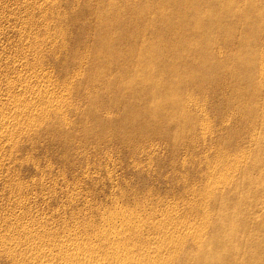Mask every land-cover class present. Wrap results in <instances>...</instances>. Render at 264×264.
<instances>
[{"label": "rangeland", "instance_id": "rangeland-1", "mask_svg": "<svg viewBox=\"0 0 264 264\" xmlns=\"http://www.w3.org/2000/svg\"><path fill=\"white\" fill-rule=\"evenodd\" d=\"M64 1L53 0V3L52 0H34V4L32 0H0V101L4 102L0 106V116H3L0 121L2 127L5 123L8 127H0V264H36L37 261L39 264L41 261V264H48L52 258L56 259L53 260L55 264H67L68 261L78 264L91 255L98 256L92 258L104 262L99 261V264H115L118 259L104 253L108 245L137 252L144 249L146 256L154 255L152 259L161 254V258L169 259L166 255L172 252V243L169 245L171 239L178 240L182 237L179 234L186 233L187 230L198 231L202 239H189L186 245L183 243V247L177 250V256L173 254L174 264H185L184 255L186 252L192 255V249L197 244L215 249V241L219 237H229L232 229L236 234L243 232L246 235L248 249L246 247L245 251L248 255L257 250L259 253L263 252L264 85L257 87L255 82H249L245 88L246 95L237 94L235 89L241 86L235 77L240 72V66L233 58L238 55V46L247 44L254 55L264 49V26L257 42L251 38L246 26L250 21L246 19L245 11L250 2L237 0L236 12L218 22L226 28L236 24L233 26L232 36L226 37L224 29L219 28V35L212 49L198 51V55L197 51L190 53V46L184 47V56L195 57L186 70L189 75H194V79L183 82L176 80L172 89L180 104L175 110L169 107L161 110L162 104H167L165 101L161 102L158 94L160 90L155 88L159 84L157 71L165 69L173 72L178 69H175L174 61L169 57L163 63L157 62L153 66L150 64L149 69H144L142 65L145 66L146 60L144 62L139 58L147 53L152 59L157 58L159 53L152 49L154 46L168 43L180 36L163 34L161 25L153 24V14L140 17L130 11L123 13L122 1L125 0H105L116 2L117 5L108 13L95 10L96 13L91 14L92 16L87 13V9L82 8L95 6L101 0ZM137 1L146 3L151 9L163 7L167 14H172L181 3L180 0H166L165 5L161 0ZM201 2L209 5L212 0ZM39 6L45 8L44 14ZM73 9L75 13L72 12ZM180 11L187 13L191 10L182 7ZM101 16L107 21L123 17L128 23L126 31H114L116 34H126L120 39L122 42L119 44V53L115 51L117 48L110 50L106 47L98 49L100 54L99 51H94L97 45L95 21ZM61 26L65 28H59ZM180 27L183 29L185 25L175 24L176 29ZM75 36L78 37L77 40ZM196 41L198 45L201 44L199 38ZM37 44L46 52L41 49L38 51ZM87 44L90 45L89 48L85 47ZM198 45L192 46L195 47L192 49L200 47ZM81 57L85 61L80 66L81 69L83 67L82 70L75 64ZM111 57L116 59L110 66L112 73L108 71L104 75V59ZM203 57L206 62L202 61ZM134 64H138L135 69ZM136 69L138 70L134 73ZM76 70H80V76L71 79L75 72H79ZM40 71L51 77L53 85L46 80V83L36 82L38 86L36 85L37 80L34 78L41 74ZM35 73L34 77L32 74ZM12 74H19L23 78ZM126 77L132 78L126 82ZM75 79H79L76 84ZM68 81L75 86L69 85ZM62 82L63 85L67 83L65 90L68 86L73 88L59 93ZM43 84H50L46 86L50 91L41 86ZM29 86L36 89L28 90ZM40 87L49 91L48 98L53 104L48 108L57 104L56 100L66 101L62 108L65 110L63 115L54 114L53 118L49 113V117L53 119L48 115H41L46 107L39 104V97L36 95L39 92L37 89L41 90ZM144 87L147 93H152V99L140 95ZM52 93L55 96H51ZM30 94L34 95L28 97V102L24 105L30 103L28 105L32 107L31 110L35 106L39 109L35 108L36 112L35 109L30 111L27 105L21 108L22 111L27 109L23 113L13 111L17 109L12 106V100ZM29 98L31 101L33 98L34 102H29ZM33 103L39 105L33 107ZM9 107L12 111H9ZM6 108L9 109L5 110ZM1 109L6 114L9 113V116ZM37 118H43L44 122L37 121ZM12 122L16 123L13 125ZM214 181H218V184ZM207 189L212 194H208ZM201 203L208 209L204 208L203 211V208H199ZM191 210L194 212L191 213ZM113 219L117 223L110 225ZM167 223L170 224L168 229H157ZM204 226L209 228L205 230ZM25 228L32 230L26 231ZM35 230V234L43 238H36L33 234ZM29 235H32L33 240ZM9 237L11 243L14 241L12 244L6 239ZM110 238L118 241L112 243ZM38 239L41 242L36 243ZM2 242L10 246L1 247ZM72 243L89 251L94 246L98 250H92L94 254L90 251L86 258L66 256V247ZM161 243L171 247L168 249ZM234 244L236 248H241L237 240H234ZM42 246H52L50 258L48 255L41 256L42 259L45 257L43 260L39 256L36 259L34 251L36 247ZM27 248L33 250V255L30 251L25 254ZM34 255L32 259L27 257ZM193 255L194 258L197 257L196 254ZM64 257L73 260H65ZM156 258L154 261L158 262ZM216 263L228 264L224 255ZM243 263L255 264L248 257Z\"/></svg>", "mask_w": 264, "mask_h": 264}, {"label": "bare ground", "instance_id": "bare-ground-1", "mask_svg": "<svg viewBox=\"0 0 264 264\" xmlns=\"http://www.w3.org/2000/svg\"><path fill=\"white\" fill-rule=\"evenodd\" d=\"M33 1V3L35 4V2H34V0H32ZM56 1H59V0H55V2ZM61 1V0H60ZM66 1V0H65ZM64 1V2H65ZM70 0H68V2H69ZM87 1V0H86ZM249 2H250V4L248 5V8H247V10L245 11V15L247 16H244V17H246V19L247 20H249L250 22H248L249 24H246V26H247V29L249 30V33H250V36H251V38L254 40V42H257L258 40H259V38H260V36H261V34L263 33V26H264V0H248ZM52 2H53V0H52ZM88 2H90V0L88 1ZM88 2H87V4H88ZM96 2V1H95ZM180 4H178L177 5V10H175V11H173V13L172 14H167L166 13V11L163 9V7H154L153 9H151V7H149L146 3L145 4H142L141 2H138L137 0H125L124 2L122 1V3H123V8H122V10H123V13H127V12H131L132 14H136V15H138V16H140V17H144V16H147V15H151V14H153V24H160L161 25V28H162V31H163V34H165L166 33V35H169V34H171V35H179L180 37H178L177 39H175V40H171L170 42H168V43H165V44H157L156 46H154L152 49H154L157 53H159L158 54V57L157 58H153L152 59V56H150L148 53H147V55H141L140 57L141 58H139L138 57V54H136V57H138L139 59H143V61L145 62V60H146V62H145V66H143L142 65V68H144V69H149L151 66H150V64H152V66H153V64L154 63H157V62H159V63H163L165 60H167L168 59V57L170 58V60H173L174 61V63L173 64H175V69H178V70H180L179 72H177L178 70H176V71H173V72H168L167 70H163V69H161V70H159V71H157V75H158V77H159V84L157 85V86H155V88L156 89H159L160 91H159V95L161 96L160 97V99H161V102H163V101H165V103L167 104V105H163L162 104V107H161V110H163L164 108H166V107H169L170 109H172V110H175V109H177V105L178 104H180V100L176 97V93H175V91L172 89L173 88V84L174 83H176V80H178V81H188V80H193L194 79V75H189L187 72H186V70H187V68L189 67V65H190V63L195 59V57H191V56H184V47H187V46H190L191 48L189 49V51H190V53H192V52H196L197 51V53H196V55H198L199 54V52L198 51H210L211 49H212V46H213V43L215 42V40L217 39V37H218V33H219V28H223L224 30H223V34L225 33V36L226 37H228V36H232V32H233V26L234 25H236V24H233L230 28H226V27H222V25L221 24H219L218 22H220L221 21V19H223V18H227V16H229V15H231V14H233L234 12H236V9L235 8H237V4H238V2H237V0H212V2H209V5H207V4H205V5H203L202 4V2H201V0H180ZM199 2H201V3H199ZM27 3V2H26ZM54 3V2H53ZM70 3H72V2H70ZM92 3V2H91ZM161 3L162 4H166V0H161ZM58 4V3H57ZM57 4H55V6L57 5ZM32 5V4H31ZM67 5V4H66ZM115 5H117V3L115 2V3H111V2H109V1H105V0H101L99 3H96V5L94 6V5H88V6H86V8H82L83 10L84 9H87L86 11H87V13L89 14V15H93L94 13H96V12H94L95 10H97V11H103V12H106V13H108L109 11H111V10H113L114 9V7H115ZM34 6V5H33ZM32 6V7H33ZM51 6H53V5H51ZM50 6V7H51ZM74 6V5H73ZM83 6H84V3H83ZM162 6V5H161ZM40 7V6H39ZM54 7V6H53ZM69 7H71V5L69 6ZM182 7H185V10H191V11H189V12H187V13H182L180 10H181V8ZM30 8V7H29ZM34 8V7H33ZM188 8V9H187ZM39 9V8H38ZM42 9V10H41ZM59 9V8H58ZM82 9L80 10V12L82 11ZM44 10H45V8H41L40 7V11L41 12H43V14H44ZM56 10V9H55ZM71 10L72 9H70V12H71ZM74 10L75 9H73V13H75L74 12ZM39 11V12H40ZM100 11V12H101ZM79 12V11H78ZM99 12V13H100ZM50 13V12H49ZM83 13H84V11H83ZM82 13V14H83ZM59 14V13H58ZM80 14V13H79ZM86 14V13H85ZM85 14H84V16H85ZM98 14V13H97ZM73 15V14H72ZM77 14H75V17H77L76 16ZM89 15H88V17H89ZM91 15V16H92ZM95 15V14H94ZM251 15H252V17H251ZM45 16V15H44ZM48 16V15H47ZM58 15H56V17H57ZM60 16V15H59ZM58 16V17H59ZM79 16V15H78ZM125 16V15H124ZM82 17V16H81ZM82 19H83V17H82ZM45 20V19H44ZM43 20V21H44ZM58 20H60V19H58ZM62 20V19H61ZM71 20V19H70ZM73 20V19H72ZM74 20H75V18H74ZM79 21L81 20V19H78ZM84 20H86L85 18H84ZM77 21V20H76ZM68 22H71V21H69L68 20ZM96 22V26H95V34H96V37H97V39H96V46H95V48H94V51L95 52H98L99 51V53L98 54H100V50H98L99 48H104V47H106V48H109L110 50H112V49H116L117 48V50H115L116 52H118L119 53V50L121 49V47L119 46V44L122 42V41H120V39L122 38V37H125L126 36V34H123V33H119V34H116L114 31L115 30H118L119 32H123V31H126V27H127V21H126V19L125 18H123V17H119L117 20L116 19H112V20H109V21H107L106 19H104V17H100V18H98L97 19V21H95ZM45 23V22H44ZM46 23H48V19L46 20ZM55 23V22H54ZM65 23H67V22H65ZM177 23H181L182 25H185V27L183 28V29H181V27L180 28H178V29H176L175 28V24H177ZM28 24V23H27ZM68 24V23H67ZM70 24H72V23H70ZM70 24L68 25L69 27H70ZM73 24H74V22H73ZM64 25V24H63ZM44 26V25H43ZM74 26H75V24H74ZM30 27V26H29ZM51 27V26H50ZM53 27V26H52ZM55 27V26H54ZM72 27V26H71ZM76 27V26H75ZM83 27V26H82ZM28 28V27H27ZM58 28V27H57ZM59 28H62V26L61 27H59ZM65 28V27H64ZM64 28H62V29H64ZM87 28V27H86ZM94 28V27H93ZM32 29V28H31ZM34 30V29H33ZM52 30V29H51ZM54 30V29H53ZM66 30V29H65ZM64 30V31H65ZM89 30V29H88ZM92 30V29H91ZM226 30V31H225ZM25 31V30H24ZM93 31V30H92ZM92 31H91V33H92ZM62 32H63V30H62ZM26 33V32H25ZM47 33H48V31H47ZM56 33H58V29H57V32ZM60 33H61V30H60ZM59 33V34H60ZM66 33V32H65ZM46 34V33H45ZM63 34V33H62ZM86 34V33H85ZM85 34H84V36H85ZM77 35V34H76ZM22 36H23V33H22ZM22 36H21V40H22ZM55 36H57V35H55ZM78 36H79V34H78ZM89 36H91L90 34H89ZM61 37V39H62V36H60ZM59 37V38H60ZM64 37V36H63ZM76 37V36H75ZM27 38V37H26ZM77 38L78 37H76V40H77ZM89 38V37H88ZM200 39L201 40V44H199L198 45V41H196L197 39ZM31 39V38H30ZM44 39V38H43ZM92 39V38H91ZM23 40H25V38H23ZM63 40V39H62ZM65 40H66V38H65ZM88 40H90V39H88ZM38 41V40H37ZM57 41V40H56ZM80 41V40H79ZM75 42V41H74ZM76 42H78V41H76ZM75 42V43H76ZM81 42H82V40H81ZM85 42V41H84ZM91 42V41H90ZM45 43V42H44ZM89 43V42H88ZM36 44V43H35ZM35 44H33V45H35ZM63 44V43H62ZM77 44H79V43H77ZM32 45V46H33ZM38 45V44H37ZM200 46V47H198V48H196V49H192V48H195L196 46ZM82 46V45H81ZM80 46V47H81ZM85 46V45H84ZM83 46V47H84ZM90 46V45H89ZM89 46H88V44H87V46H85V47H88L89 48ZM192 46H195V47H192ZM35 47L37 48V46L35 45ZM34 47V48H35ZM38 47H39V45H38ZM41 47V46H40ZM39 47V50L38 51H40V48ZM57 47V46H56ZM80 47H78V48H80ZM59 48H60V46H59ZM238 49V55L237 56H235L234 55V60H236V62L238 63V65L240 66V72L238 73V75H236V77H235V79H236V81L238 80L239 81V85L241 86L240 88H238V89H235V92L237 93V94H240L241 96H245L246 95V93H247V90L245 89L246 87H247V85L249 84V82H255V85H257V87H260V86H263L264 85V49L262 50V49H260V52H259V54L258 55H254L253 53H252V51L249 49V47H248V45L246 44V46L245 45H243V46H238L237 47ZM25 49V48H24ZM56 49V48H55ZM82 49H84V48H82ZM91 49H93V48H91ZM187 48H185V50H186ZM35 50V49H34ZM37 50V49H36ZM41 50H43V49H41ZM60 50V51H59ZM66 50V49H65ZM68 50V49H67ZM73 50V49H72ZM80 50V49H79ZM79 50H78V52H79ZM25 51H26V49H25ZM55 51V50H54ZM58 52H61V49H58L57 50ZM63 51V50H62ZM43 52H44V50H43ZM46 52V51H45ZM44 52V53H45ZM72 52V51H71ZM73 52H74V50H73ZM77 52V53H78ZM221 52V51H220ZM24 53V52H23ZM39 53V52H38ZM52 53H54V52H52ZM57 53V52H56ZM117 53V54H118ZM71 54V53H70ZM72 54H75V53H72ZM165 55H169V56H165ZM41 56V55H40ZM116 56V55H115ZM74 57V56H73ZM72 57V58H73ZM77 57V56H76ZM42 58V57H41ZM78 58V57H77ZM90 58V57H89ZM119 58V57H118ZM73 60V59H72ZM76 60H78V59H76ZM75 60V61H76ZM88 60V59H87ZM115 58L114 57H111V58H108V59H104V65H106V66H104L105 68H102V67H100V69L102 68V72L104 73V75H105V73L106 72H110V73H112L111 71H110V66H112L114 63H115ZM33 61V60H32ZM67 61H69V60H67ZM202 61L203 62H206V58L205 57H203V59H202ZM34 62V61H33ZM35 62H37V61H35ZM82 62H85L84 61V59L81 57L75 64H76V66L77 65H79V66H77V67H79L80 69H81V65H82ZM29 63V62H28ZM27 63V64H28ZM74 63V62H73ZM20 64V63H19ZM31 64V63H30ZM36 64V63H35ZM70 64V63H69ZM69 64H67L68 66H70ZM64 65H65V63H64ZM85 65V64H84ZM27 66V65H26ZM35 66V65H34ZM83 66V65H82ZM102 66V65H101ZM140 66V65H139ZM28 67V66H27ZM31 68H32V66H30ZM39 67L41 68V66L39 65ZM38 67V68H39ZM134 69L136 68V67H138V64H134ZM35 68H36V66H35ZM35 68L33 67V69H34V71H35ZM39 68V69H40ZM68 68V67H67ZM71 68V67H70ZM76 68V67H75ZM87 68V67H86ZM86 68H84V69H86ZM28 69H29V67H28ZM38 69V70H39ZM82 69H83V67H82ZM81 69V70H82ZM19 70V69H18ZM41 70V69H40ZM137 70L138 69H136L135 71H134V73H136L137 72ZM153 70V69H152ZM14 71H16V70H14ZM14 71H12V72H14ZM76 71H79V72H75V74H73V76H71L70 78L72 79H74V78H78L79 76H80V70H76ZM86 71V70H85ZM36 72H39V71H36ZM71 72H73V71H71ZM40 73H41V71H40ZM74 73V72H73ZM82 73H83V71H82ZM7 74H9V73H6V75ZM37 73H35V74H32L34 77H35V75H36ZM89 74V73H88ZM11 75V74H10ZM12 75H14V76H16L15 74H12ZM19 76V74L17 75V77ZM83 76H85L84 75V73H83ZM19 77H21V78H23L22 76H19ZM56 77V76H55ZM131 78L132 77H126V82L127 81H130L131 80ZM35 80H37V81H35V83L36 82H42V81H44V80H46L47 81V83H50V84H52L53 85V82H52V80H51V77L49 76V75H46V73H41V74H37V76L34 78ZM67 79V78H66ZM71 79H70V81H71ZM23 80V79H22ZM25 80V79H24ZM31 80L33 81V79L31 78ZM41 80V81H40ZM65 80V79H64ZM76 80H79V79H75V81ZM83 80V79H82ZM31 81V82H32ZM60 81V80H59ZM67 81V80H66ZM96 81V80H95ZM237 81V82H238ZM6 82V83H5ZM4 83L5 84H7V81H5ZM15 82H17V81H15ZM19 82H21V81H19ZM45 82V81H44ZM69 82V81H68ZM74 82V81H73ZM80 83L82 82V81H79ZM35 83H34V85H35ZM46 83V82H45ZM66 83V82H65ZM77 83V81L74 83V84H76ZM97 83H98V81H97ZM9 84V83H8ZM31 84V83H30ZM41 84V83H40ZM49 84V85H50ZM62 85H61V89L59 90L60 92L59 93H63L64 92V90H65V86H67L66 84L65 85H63V82L61 83ZM72 83H70L69 82V85H71ZM11 85H12V83H11ZM17 85H19L18 83H17ZM24 85H26V84H24ZM29 85V84H28ZM27 85V86H28ZM33 85V84H32ZM36 85H37V83H36ZM48 84H46V86H47ZM48 85V86H49ZM73 85V84H72ZM71 85V86H72ZM78 85V84H77ZM15 86H16V84H15ZM23 86V85H22ZM38 86V85H37ZM41 86H45V84H43V85H41ZM45 86V87H46ZM57 85H55V87H56ZM60 86V85H59ZM73 86H75V85H73ZM12 87V86H11ZM14 87V86H13ZM19 87V86H18ZM24 87V86H23ZM33 87V86H32ZM36 87V86H35ZM76 87H78V86H76ZM83 87H86L85 85L83 86ZM96 87H99V86H96ZM17 88V87H16ZM21 88V87H20ZM19 88V89H20ZM28 88H31L30 86L29 87H27V89ZM44 88V87H43ZM47 88V87H46ZM49 88V87H48ZM47 88V89H48ZM52 89H53V87H51ZM57 89H58V87H56ZM71 88H73V87H70L69 88V86L67 87V89L66 90H70ZM75 88V87H74ZM90 88V87H89ZM9 89V88H8ZM15 89V88H14ZM19 89H18V91H19ZM22 89H26V88H22ZM32 90L34 89V88H31ZM36 89V88H35ZM34 89V90H35ZM40 89H41V87H40ZM50 89V88H49ZM48 89V90H49ZM24 90L22 91V93L24 92ZM28 90H30V89H28ZM27 90V91H28ZM31 90V91H32ZM39 92H37V96L39 97L38 99H39V104H41L42 105V107L43 106H45L46 108H42L43 109V114H41L42 116H45V115H48V117L50 116V114H52L53 115V118H54V114L55 115H57L58 116V114H62V113H64V111H63V106H65L66 105V101L64 100H62L61 101V99L60 100H56L57 98L55 97V100L56 101H58L57 102V104H55L54 106H51V108H48L49 107V105H52L53 103H51L52 101H49V98H48V93H49V91L48 90H46L45 88L42 90V93L40 92L41 90H39V89H37ZM36 90V91H37ZM55 90V89H54ZM65 90V91H66ZM72 90H74V89H72ZM75 90H76V88H75ZM75 90H74V92H75ZM89 91H91L90 89H88ZM10 91V90H9ZM12 91V90H11ZM17 91V90H16ZM26 91V92H27ZM35 91V92H36ZM77 91H79L78 89H77ZM76 91V92H77ZM82 91V90H81ZM84 91V90H83ZM82 91V92H83ZM87 91V90H86ZM30 92V91H29ZM28 92V93H29ZM34 92V91H33ZM32 92V93H33ZM68 92V91H67ZM81 92V94H83ZM19 93V92H18ZM28 93H27V95H28ZM58 93V92H57ZM72 93V92H71ZM91 93V92H90ZM93 93V92H92ZM123 93H125V91H123ZM140 95L141 96H144V97H148L149 99H152L153 97H152V93H147V90L145 89V87L143 88V90H141L140 91ZM53 94V93H52ZM23 95V94H22ZM21 95V98L20 99H15V100H12L13 98H14V96L12 97V106L15 108V109H17V110H14L13 109V107H12V109H13V111H20L21 113H23V111L25 112V110H27V109H25V110H23L22 111V109L21 108H23V106L25 107V106H27L28 104H30V103H28L27 105H24L25 104V102L27 101V98L28 97H33V95H31L30 94V96H22ZM36 95L34 96V97H36ZM57 95V94H56ZM62 95V94H61ZM64 95V94H63ZM66 95H68V93H66ZM72 95V94H71ZM76 95H78L77 93H76ZM12 96V95H11ZM20 96V95H19ZM51 96H55L54 94L53 95H51ZM74 96V95H73ZM84 96V95H83ZM86 96V95H85ZM16 97V96H15ZM68 97H70V94H69V96ZM79 97H80V95H79ZM92 97V96H91ZM10 98V97H9ZM29 98V99H30ZM37 98V97H36ZM52 98V97H51ZM54 98V97H53ZM63 98V97H62ZM88 98V97H87ZM35 99V98H34ZM75 99V98H74ZM83 99V98H82ZM186 99V98H185ZM37 100V99H36ZM53 100V99H52ZM54 100V101H55ZM67 100V99H66ZM84 100V99H83ZM9 101H10V99H9ZM9 101H7V103L9 102ZM32 101L34 102V100H33V98H32ZM32 101H31V99L29 100V102H31L32 103ZM60 101V102H59ZM28 102V101H27ZM38 102V101H37ZM1 103H4V102H2V101H0V106H1ZM11 104V103H10ZM23 104V105H22ZM38 104V103H37ZM37 104H35V105H37ZM38 104V105H39ZM33 107L35 106L34 105V103L33 104H31ZM6 106H7V104H6ZM6 106H4V108L6 107ZM10 106V105H9ZM29 106V105H28ZM71 106V105H70ZM70 106H68L67 105V107H70ZM30 107V108H29ZM29 107H27V108H29L28 110H30V111H33L35 108H38V106H35L34 108H33V110H31V106H29ZM66 107V108H67ZM1 108V107H0ZM3 108V109H4ZM10 108V107H9ZM8 108V109H9ZM49 110H48V109ZM202 108V107H201ZM3 109H1V110H3ZM7 108L5 109V110H8ZM39 109V108H38ZM5 110H3V111H5ZM41 110V109H40ZM160 110V111H161ZM9 111H12L11 110V108H10V110ZM37 110L35 109V112H36ZM101 111V110H100ZM159 111V112H160ZM1 112V111H0ZM18 112H17V114H18ZM19 112V113H20ZM26 112H28V111H26ZM158 112V113H159ZM3 113V112H2ZM11 114H12V112H10ZM14 113V112H13ZM45 113V114H44ZM50 113V114H49ZM157 113V114H158ZM1 114V113H0ZM4 114V113H3ZM5 114H6V111H5ZM9 114V113H8ZM8 114H6V115H8ZM29 114V113H28ZM76 114H78L77 112H76ZM13 115H15V114H13ZM22 115H24V114H22ZM27 115V114H26ZM30 115V114H29ZM32 115V114H31ZM30 115V116H31ZM63 115V114H62ZM5 116V115H4ZM9 116V115H8ZM11 116V115H10ZM34 116V115H33ZM38 116V115H37ZM42 116H39V117H42ZM1 117V116H0ZM3 117V116H2ZM1 117V118H2ZM6 117V116H5ZM13 117L14 116H12V119H13ZM32 117V116H31ZM47 117V118H48ZM8 118V117H7ZM11 118V117H10ZM29 118V117H28ZM50 118V117H49ZM52 118V117H51ZM50 118V119H51ZM52 118V119H53ZM59 118V117H58ZM31 119V118H30ZM30 119H28L29 121H31ZM33 120H34V118H32ZM43 119V118H42ZM41 119V120H42ZM46 119V118H45ZM44 119V120H45ZM10 120V119H9ZM13 120H15V117H14V119ZM12 120V121H13ZM37 121H41L40 119L38 120V118L36 119ZM58 120V119H57ZM6 121H7V119H6ZM52 121V120H51ZM68 121V120H67ZM207 121V120H206ZM4 122V121H3ZM7 122H9V121H7ZM11 122V121H10ZM24 122V121H23ZM42 122H44L43 120L41 121V123ZM50 122V121H49ZM13 123V122H12ZM16 123V122H15ZM15 123H13V125L15 124ZM30 123V122H29ZM40 123V122H39ZM47 123V122H46ZM45 123V124H46ZM50 123H53V122H50ZM61 123V122H60ZM9 124V123H8ZM11 124V123H10ZM20 124V123H19ZM33 124V122H31V124L30 125H32ZM38 124V123H37ZM66 124V123H65ZM6 125V123L3 125V127ZM39 125V124H38ZM52 125V124H51ZM62 125V124H61ZM60 125V126H61ZM66 125H68V124H66ZM65 125V126H66ZM9 126H11V125H9ZM35 126V125H34ZM37 126V125H36ZM41 126V125H40ZM39 126V127H40ZM46 126H48V124L46 125ZM0 127H2L1 126V121H0ZM2 127V128H3ZM6 127V126H5ZM51 127V126H50ZM49 127V128H50ZM52 127H54V126H52ZM6 128H8V127H6ZM11 128H12V126H11ZM28 128H29V126H28ZM32 128V127H31ZM37 128V127H36ZM58 128V127H57ZM61 128V127H60ZM59 128V129H60ZM40 129V128H39ZM58 129V130H59ZM69 129V128H68ZM67 129V131H69ZM208 129V128H207ZM4 130V129H3ZM9 130V129H8ZM42 130H44V129H42ZM46 130V129H45ZM47 131V130H46ZM49 131V130H48ZM54 131L56 132V130L54 129ZM60 131V130H59ZM62 131V130H61ZM66 131V130H65ZM66 131V132H67ZM18 132V131H17ZM58 132V131H57ZM6 133H8V132H6ZM52 134L54 133V132H51ZM60 133V132H59ZM1 134V133H0ZM5 134V133H4ZM13 134V133H12ZM61 134V133H60ZM59 134V135H60ZM53 135H56L57 136V134H53ZM8 136V135H7ZM7 136H5V137H7ZM55 136V137H56ZM61 136V135H60ZM11 137V136H10ZM59 136H57V138H58ZM191 142V141H190ZM149 144V143H148ZM10 148V147H9ZM244 156V155H243ZM246 157V156H245ZM225 158V157H224ZM227 159V158H226ZM235 161V160H234ZM238 163L236 162V165H237ZM234 167V166H233ZM234 170V169H233ZM232 173V172H231ZM230 173V174H231ZM229 174V173H228ZM234 174V173H233ZM223 175V174H222ZM225 175V174H224ZM223 175V176H224ZM227 175V174H226ZM225 175V176H226ZM222 176V177H223ZM230 176V175H229ZM228 176V177H229ZM234 176V175H233ZM227 177V178H228ZM232 177V176H231ZM217 178H219V177H217ZM224 179H226V178H224ZM229 179V178H228ZM215 180H218V179H215ZM219 180H220V178H219ZM222 181V180H221ZM221 181H219V182H221ZM231 181V180H230ZM229 181V182H230ZM214 182H216V181H214ZM218 182V181H217ZM216 182V184H218ZM195 183V182H194ZM225 183H227V182H225ZM227 185H228V183H227ZM206 186V185H205ZM209 186H211V187H213L211 184L209 185ZM208 185H207V187H209ZM220 186V185H219ZM222 187V186H221ZM204 188V187H203ZM214 188V187H213ZM209 189V188H208ZM208 189H207V191L206 192H208ZM204 190H205V188H204ZM20 191V190H19ZM209 191H210V189H209ZM212 191V190H211ZM210 191V192H211ZM210 192H208V194L210 193ZM212 193H213V191H212ZM212 193H210V194H212ZM205 195V194H204ZM186 197V196H185ZM209 199V198H208ZM205 201L207 200V199H204ZM208 201V200H207ZM200 203V202H199ZM207 203L208 202H206L205 204L207 205ZM175 204V203H174ZM27 205V204H26ZM199 205V204H198ZM191 206V205H190ZM192 208H193V206H191ZM203 208V211H204V208H205V206H204V204H202L201 203V205L199 206V208ZM190 208V207H189ZM199 208H197V210L199 211ZM196 209V208H195ZM208 209V208H207ZM206 208H205V210H207ZM188 211V210H187ZM192 212H194V211H192L191 210V213ZM195 212H197V211H195ZM200 212V211H199ZM208 212V211H207ZM206 212V213H207ZM202 213V212H201ZM188 214H190L189 212H188ZM196 214H198V213H196ZM35 215V214H34ZM122 215H123V213H122ZM195 215V214H194ZM202 215H203V213H202ZM119 216V215H118ZM186 216V215H185ZM192 216V215H191ZM202 217V216H201ZM209 217V216H208ZM124 218H126V217H123V219ZM187 218V217H186ZM9 219V218H8ZM117 219V218H116ZM122 219V220H123ZM128 219V218H127ZM115 219H113V220H111V224L110 225H114L115 223H117V221H114ZM126 220V219H125ZM167 220V219H166ZM200 220H201V218H200ZM206 220V219H205ZM129 221V220H128ZM207 221H209V219L207 220ZM206 221V222H207ZM122 222V221H121ZM202 222V221H201ZM123 223V222H122ZM126 223V222H125ZM172 223V222H171ZM203 223V222H202ZM202 223L200 224V225H202ZM205 223V222H204ZM180 224V223H179ZM143 225V224H142ZM170 224L169 223H167V224H165V225H161V226H158L157 227V229H160V230H162L163 231V229H168ZM178 225V224H177ZM183 225V224H182ZM186 226H187V224H185ZM192 225V224H191ZM196 225V224H195ZM206 225H208V222L206 223ZM184 226V225H183ZM201 227V226H200ZM187 228V227H186ZM202 228V227H201ZM204 228H205V230H206V228H209L208 226L206 227V226H204ZM24 229H22V231H23ZM25 230H26V228H25ZM28 230V229H27ZM26 230V231H27ZM30 230V229H29ZM28 230V231H29ZM32 230V229H31ZM30 230V231H31ZM20 231V230H19ZM21 231V232H22ZM188 232H186V233H182V234H179V235H182V237H179L178 238V240H175L174 241V239H171V242H170V244L169 245H171V243H172V247L171 246H169V245H165L164 243H163V245H162V243H161V245L164 247V246H166V247H168V249L170 248V250L172 251V252H170L169 254L170 255H166V257L167 258H169V259H163V258H161V255L159 256V257H155L156 259H157V261L158 262H156V261H154V259H152L151 257L152 256H154V255H152L151 257L149 256H146V254H145V252H144V249H141V248H143V247H140V251H142V252H137V250H129V248L126 250V249H124V250H121L120 248H117V247H113L112 245H108V247H106V250H105V254H106V256H112V257H114L115 259H118V260H116V262H115V264H156V263H163V264H174V262H173V260H175V258H173L174 256H173V254H175L176 255V253H178L177 252V250H178V248L180 249V247L182 248L183 246H182V244L184 243L185 245H186V241H188L189 239H193V240H201L202 239V235L198 232V231H190V230H187ZM232 231V233H231V235H229V237H219L216 241H215V249H211L209 246H202V247H200L198 244L197 245H195L194 247H193V254H196V258H194V255L192 254L191 255V253H189V252H186V254H188V255H184V257L186 258L185 259V264H217L216 263V261H217V259L221 256V255H224V257H225V261L228 263V264H245V263H243V261H246V259H247V257H248V259H250V260H253L254 261V263L255 264H264V251L263 252H258V250H257V252L256 251H254L253 253H250V255H248V252H246L245 251V249H246V247H247V240H246V235L244 236V233L242 232L241 234H239L238 232V234H236V231L234 230V229H232L231 230ZM41 232V231H40ZM40 232H38V234L40 233ZM24 233V232H23ZM22 233V234H23ZM26 233H28L29 234V232H26ZM36 233V230L33 232V234H35ZM28 234H27V236L26 237H28ZM37 234V233H36ZM35 234V236H36V238L38 237L37 235ZM41 234V233H40ZM44 234V233H43ZM138 234H140V233H138ZM137 234V236H139L140 237V235H138ZM24 235V234H23ZM45 235V234H44ZM30 237L32 236V235H29ZM46 236V235H45ZM44 236V238H46ZM190 236V237H189ZM249 236V235H248ZM12 237V236H11ZM11 237H9V238H6V239H10ZM98 237V236H97ZM139 237H137V238H139ZM230 237H231V239H230ZM32 238V240H33V237H31ZM35 238V237H34ZM39 239H41V238H43L42 236H41V238H40V235H39V237H38ZM171 238V237H170ZM226 238H229V239H226ZM238 238H239V240H238ZM6 239H4V241L6 240ZM12 239H14V241L16 240L14 237H12ZM37 240V242L36 243H38V241H40V240ZM48 239V238H47ZM46 239V240H47ZM111 240H112V243H114V242H116V241H118V240H115V239H112V238H110ZM8 240H7V242H8ZM26 240V239H25ZM43 240V239H42ZM110 240V241H111ZM120 240V239H119ZM234 240H237V243H239V245L241 246V248H236V246H235V244H234ZM1 241H3V239H1ZM13 241V242H14ZM17 241V240H16ZM19 241V240H18ZM224 241H227V243H225ZM9 242L11 243V241L9 240ZM8 242V243H9ZM12 242V243H13ZM30 242V241H29ZM41 242V241H40ZM94 242V241H93ZM141 242V241H140ZM3 243V246H1V247H4L5 245V247H9L10 245H8L7 243L4 245V242H2ZM9 243V244H10ZM11 243V244H12ZM17 242H15V244H16ZM19 243V242H18ZM33 243H35V242H33ZM43 243V242H42ZM63 243V242H62ZM139 243V242H138ZM14 244V246H16ZM35 245V244H34ZM50 245V244H49ZM139 245V244H138ZM12 246L13 245H11V248H12ZM18 246V245H17ZM32 246V245H31ZM38 246V245H37ZM112 246V247H111ZM4 247V248H5ZM35 247V246H34ZM51 248H52V246H50ZM50 247H44V246H42V247H36L35 249V251H34V253H35V255H36V259H38V256H39V258H41V256H45V257H47L49 254L50 255H52L51 253H53L52 251V249L50 248ZM209 249H208V248ZM243 247V248H242ZM30 248V247H29ZM29 248H27L28 249V251H26V250H24V252H25V254L26 253H29V251L31 250H29ZM232 248V249H231ZM253 248V247H252ZM16 249V248H15ZM32 249H33V246H32ZM91 249V248H90ZM103 249H105V248H103ZM102 249V250H103ZM166 249V248H165ZM247 249H248V247H247ZM262 249H264V244H263V246H262ZM14 250V249H13ZM92 250H98V249H96V247L94 246L93 248H92ZM92 250H90L91 252H93ZM169 250V251H170ZM15 251V250H14ZM90 251H89V249H84L83 247H80L78 244H70V245H67V247H66V250H65V253L67 252V254H66V256H73V257H82V256H84L85 258H86V255H88L89 253H90ZM95 251V252H96ZM168 251V250H167ZM214 251V252H213ZM31 253L33 252V250L32 251H30ZM64 252V251H63ZM62 252V253H63ZM103 252V251H102ZM212 252V253H211ZM30 253V254H31ZM30 254H28V255H30ZM92 254H94V252L92 253ZM96 254V253H95ZM104 254V255H105ZM31 255H33V253L31 254ZM35 255L34 256H27L29 259H32L33 257H35ZM50 255H49V258H50ZM91 255V254H90ZM103 255V254H102ZM103 255V256H104ZM165 255V254H164ZM163 255V256H164ZM70 256V257H71ZM92 256H96V255H91V257H87L86 259H85V261L84 262H81V261H83V260H78V261H80L79 263H78V261H77V263L78 264H99V261H102V260H96L95 258H98V256H96L95 258H92ZM177 256V255H176ZM32 257V258H31ZM44 257V258H45ZM61 257V256H60ZM70 257H68V258H65V260L66 259H68V260H73V258H71V259H69ZM100 257V256H99ZM165 257V258H166ZM43 258V259H44ZM104 258V257H103ZM35 259V258H34ZM33 259V260H34ZM36 259H35V261H36ZM42 258H41V260H43ZM77 258H74V260H76ZM100 259V258H99ZM102 259V258H101ZM107 259H109V258H107ZM106 259V260H107ZM40 260V259H39ZM52 261L50 262V261H48V262H50L51 264L53 263V260L55 261L56 259H51ZM57 260H59L58 258H57ZM67 260V261H68ZM103 260H105V259H103ZM31 261V260H30ZM60 261H61V258H60ZM59 261V262H60ZM108 261V260H107ZM112 261V260H111ZM33 262V261H32ZM38 262V261H37ZM36 262V264H39V262L37 263ZM57 262V261H56ZM103 262V261H102ZM110 262V261H109ZM155 262V263H154ZM41 263H42V261H41ZM40 263V264H41ZM50 263H48V264H50ZM101 263V262H100ZM104 263V262H103ZM102 263V264H103ZM106 263V262H105ZM34 264V263H33ZM46 264V263H45ZM53 264H55V263H53ZM59 264H61V263H59ZM62 264H63V262H62ZM66 264V263H65ZM67 264H72L71 262H69L68 261V263ZM74 264V263H73ZM107 264V263H106ZM111 264V263H110ZM114 264V263H113Z\"/></svg>", "mask_w": 264, "mask_h": 264}]
</instances>
